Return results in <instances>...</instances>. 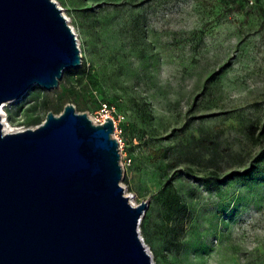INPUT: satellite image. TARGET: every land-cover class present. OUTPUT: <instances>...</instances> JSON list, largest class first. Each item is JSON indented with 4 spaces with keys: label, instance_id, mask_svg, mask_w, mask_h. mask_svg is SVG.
<instances>
[{
    "label": "rangeland",
    "instance_id": "374dc122",
    "mask_svg": "<svg viewBox=\"0 0 264 264\" xmlns=\"http://www.w3.org/2000/svg\"><path fill=\"white\" fill-rule=\"evenodd\" d=\"M54 1L84 69L1 118L20 131L72 103L93 122L106 102L153 264H264V0Z\"/></svg>",
    "mask_w": 264,
    "mask_h": 264
},
{
    "label": "water",
    "instance_id": "95a60500",
    "mask_svg": "<svg viewBox=\"0 0 264 264\" xmlns=\"http://www.w3.org/2000/svg\"><path fill=\"white\" fill-rule=\"evenodd\" d=\"M80 66L54 0H0V106ZM113 128L72 103L20 131L0 115V264H153L138 232L147 203L123 193Z\"/></svg>",
    "mask_w": 264,
    "mask_h": 264
},
{
    "label": "built area",
    "instance_id": "2783aa9c",
    "mask_svg": "<svg viewBox=\"0 0 264 264\" xmlns=\"http://www.w3.org/2000/svg\"><path fill=\"white\" fill-rule=\"evenodd\" d=\"M254 0H247L248 4H253ZM113 111V106L107 104L106 102H102L99 105L98 111H97V116L95 121H93L94 124H101L105 121L106 117L111 118L113 121V127L115 128V122L112 118V116H110V113Z\"/></svg>",
    "mask_w": 264,
    "mask_h": 264
},
{
    "label": "bare ground",
    "instance_id": "6f19581e",
    "mask_svg": "<svg viewBox=\"0 0 264 264\" xmlns=\"http://www.w3.org/2000/svg\"><path fill=\"white\" fill-rule=\"evenodd\" d=\"M2 107H3V105L0 106V114H2ZM1 122H2L3 131L13 132L12 129L10 128L9 123L6 122V120L4 118H1ZM133 198H134L133 196L129 197V201H130V203H132L134 205V199Z\"/></svg>",
    "mask_w": 264,
    "mask_h": 264
},
{
    "label": "trees",
    "instance_id": "16d2710c",
    "mask_svg": "<svg viewBox=\"0 0 264 264\" xmlns=\"http://www.w3.org/2000/svg\"><path fill=\"white\" fill-rule=\"evenodd\" d=\"M84 69V66L82 65L79 69L77 70H68V71H64L63 73V76H62V79H64L66 77L67 74L69 73H75V72H79V71H82ZM259 135L260 136H264V125L261 127V131L259 132ZM255 140H256V137H255Z\"/></svg>",
    "mask_w": 264,
    "mask_h": 264
}]
</instances>
